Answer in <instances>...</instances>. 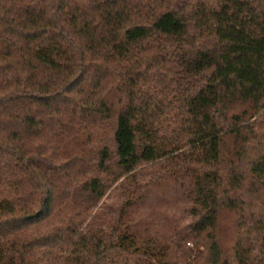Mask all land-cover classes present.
<instances>
[{
  "label": "trees",
  "instance_id": "obj_1",
  "mask_svg": "<svg viewBox=\"0 0 264 264\" xmlns=\"http://www.w3.org/2000/svg\"><path fill=\"white\" fill-rule=\"evenodd\" d=\"M263 114L264 0H0V264H264ZM154 164L205 262L99 205Z\"/></svg>",
  "mask_w": 264,
  "mask_h": 264
},
{
  "label": "rangeland",
  "instance_id": "obj_2",
  "mask_svg": "<svg viewBox=\"0 0 264 264\" xmlns=\"http://www.w3.org/2000/svg\"><path fill=\"white\" fill-rule=\"evenodd\" d=\"M186 1L188 3L204 2V0ZM260 115L250 120V123L259 122L261 124L260 132L263 133L264 114ZM60 117L65 123H69L76 132H81L84 129L82 123L75 121L67 112L62 111ZM173 120L170 117L167 118V121L171 123L169 126L174 125ZM171 138L174 140L171 141ZM179 138L183 137L180 136ZM179 138L170 137L168 142L177 143ZM229 141L227 142L230 143ZM190 167L191 165H186L182 168L173 169V167L167 171H162L156 164L142 165L127 179L112 186L101 199L99 205H102L103 209L113 210L128 200L130 206L126 210L128 213L127 221H129L128 224L132 227V231L137 234L140 242L149 236L155 237L161 244H165L174 251L175 246L181 244V250L191 249L193 254H197L199 250L195 262H205L206 249L203 244L202 247L196 246L197 250L191 243L183 242L184 235L191 229L195 221L190 215L192 205L187 193L189 177L186 174V169ZM159 170L163 172L160 175H158ZM69 194L70 190L66 194L67 198ZM220 220L218 243L221 247L230 249L234 231L233 217L224 214Z\"/></svg>",
  "mask_w": 264,
  "mask_h": 264
}]
</instances>
